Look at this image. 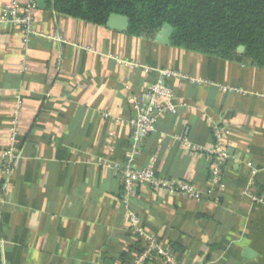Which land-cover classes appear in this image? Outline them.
<instances>
[{"label": "crops", "instance_id": "obj_1", "mask_svg": "<svg viewBox=\"0 0 264 264\" xmlns=\"http://www.w3.org/2000/svg\"><path fill=\"white\" fill-rule=\"evenodd\" d=\"M13 0H0V10ZM22 11L29 0H19ZM41 34L25 46L19 26H0V151L22 102V159L7 181L0 166V264H136L141 239L122 202V164L130 145L129 94H142L171 69L212 86L169 79L178 115H165L139 164L157 159L160 176L206 188L210 160L174 140L213 142L212 122L230 124L226 190L217 200L160 196L143 186L130 200L145 232L177 264H264V69L96 25L38 7ZM103 113L110 114L109 118ZM184 249L176 252L173 245ZM144 245L142 244V248ZM214 247V249L212 248ZM246 250L253 252L246 257ZM127 257L124 259V255ZM140 264H168L149 257Z\"/></svg>", "mask_w": 264, "mask_h": 264}, {"label": "built area", "instance_id": "obj_2", "mask_svg": "<svg viewBox=\"0 0 264 264\" xmlns=\"http://www.w3.org/2000/svg\"><path fill=\"white\" fill-rule=\"evenodd\" d=\"M37 2L29 0V4L22 11L19 0L3 6L0 10V26L14 25L24 30L25 46L30 40L41 34L36 30L35 11ZM147 72L156 71L158 78L150 84L147 91L142 94H129L133 105V117L128 126L131 129L130 145L122 164L112 166L114 172L122 180V202L130 220L132 234L143 241L144 251L136 264H140L149 257H159L165 263L177 264L174 256L161 247L158 242L149 236L141 226L138 216L130 208V200L136 196L140 187L146 186L160 196H184L188 199L203 200L204 197L213 196L219 200L226 190L225 173L229 160L232 158L229 146L230 124L226 122H212L213 142L208 147H199L192 143L188 137L175 135L174 140L182 143L187 150L204 152L210 160V174L206 188H201L189 181L167 179L159 175L157 159L152 157L146 166L139 164L140 155L146 140L156 131L158 121L165 115H178L186 104H181L175 94L174 88L167 82L169 79L188 80L193 85L212 86L213 82L201 78H194L171 69L153 70L145 68ZM22 102L18 100L11 121L10 145L6 150L0 151V166L9 181L16 172L22 159V149L18 141ZM106 118L110 114L103 113ZM251 170L249 180V194L256 203H264L262 196L256 195L255 176L257 169L251 163L247 164Z\"/></svg>", "mask_w": 264, "mask_h": 264}, {"label": "trees", "instance_id": "obj_3", "mask_svg": "<svg viewBox=\"0 0 264 264\" xmlns=\"http://www.w3.org/2000/svg\"><path fill=\"white\" fill-rule=\"evenodd\" d=\"M44 1L47 10L96 25L105 26L112 14L127 16L136 37L155 38L169 24L174 47L264 69V0ZM138 244L143 253V241Z\"/></svg>", "mask_w": 264, "mask_h": 264}, {"label": "water", "instance_id": "obj_4", "mask_svg": "<svg viewBox=\"0 0 264 264\" xmlns=\"http://www.w3.org/2000/svg\"><path fill=\"white\" fill-rule=\"evenodd\" d=\"M37 4L38 7L43 8L45 5V1L38 0ZM129 25H130L129 17L123 15L112 14L107 21L108 28L122 32H127L129 30ZM173 31L174 29L172 28V26H170L169 24H165L161 28L159 33L156 35V40L168 44L170 42V38ZM253 255L254 254L251 250H246L245 252L246 257H252Z\"/></svg>", "mask_w": 264, "mask_h": 264}]
</instances>
